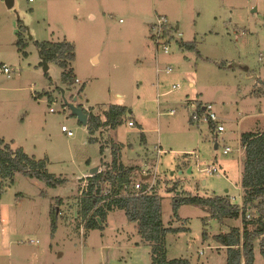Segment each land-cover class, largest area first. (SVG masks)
Wrapping results in <instances>:
<instances>
[{
  "label": "rangeland",
  "instance_id": "374dc122",
  "mask_svg": "<svg viewBox=\"0 0 264 264\" xmlns=\"http://www.w3.org/2000/svg\"><path fill=\"white\" fill-rule=\"evenodd\" d=\"M156 16L171 27L168 54L151 38L146 19ZM13 20L22 28L13 32ZM46 41L74 45L75 89L61 84L55 63L43 71L36 45ZM179 43L195 49L181 50ZM2 65L12 70L10 78ZM80 86L75 104L102 124L110 105L126 109L115 129L89 133L71 116L60 87L72 102ZM196 100L213 104L224 132L215 136L207 123L190 120L186 104ZM248 132L264 133V0H13L11 8L0 0V137L45 159L48 173L67 181L57 188L21 174L11 185L0 181V264H104L105 256L106 264H150L151 246L123 211L108 213L102 229L89 231L77 217L83 176L105 169L112 144L120 146L124 165L146 170L155 182L162 221L175 229L165 236L166 257L226 264V248L216 236L245 224L239 136ZM224 147L231 152L223 155ZM209 165L219 170L210 177L200 172ZM133 178L141 181L139 172ZM186 196L199 201L181 204L174 216L173 200ZM215 197L238 209L216 210L210 203ZM249 214L251 221L255 215ZM253 254V264H264L258 240Z\"/></svg>",
  "mask_w": 264,
  "mask_h": 264
},
{
  "label": "trees",
  "instance_id": "16d2710c",
  "mask_svg": "<svg viewBox=\"0 0 264 264\" xmlns=\"http://www.w3.org/2000/svg\"><path fill=\"white\" fill-rule=\"evenodd\" d=\"M16 24L17 28H22L19 20ZM15 37V44L20 51V33L17 32ZM36 46L41 60L47 64L53 62L62 70L61 84L69 90L75 89L74 80L76 78L71 68V62L74 59V45L66 41H46L37 43ZM179 48L194 50L195 46L179 43ZM82 90L83 86L77 88L75 93L70 95L71 98H78ZM77 106L82 108L81 105ZM84 112L87 114L86 128L89 133H93L101 126L115 129L122 116L126 114V109L119 105H110L105 111L106 119L103 124L91 112L85 110ZM209 129L213 131L214 128L209 126ZM239 144L244 156L240 182L242 193L240 211L245 224L241 230L232 228L226 234L217 235L216 239L221 246L226 248V264H253V248L257 240L264 259V133H243L240 135ZM110 148V163L105 166V169L85 178L87 188L80 194L77 201V217L83 222L84 229L88 231L102 229L107 214L120 210L124 212L129 222L136 225V232L141 241L151 246L150 264H189L186 259L170 260L166 257L165 236L169 232H174L175 229L166 227L162 221V198L156 192L155 187L149 189L147 181L139 180L140 188L135 190L136 181L133 175L140 169L127 168L122 165L119 160L121 149L119 145L112 144ZM99 151L102 153L103 149L100 148ZM46 166L45 159L28 156L21 148L12 149L9 143L0 138V181L11 185L15 175L21 174L37 179L49 188L64 186L66 179L48 173ZM198 201L199 198L196 196L176 197L173 200V215L177 216V210L181 204H197ZM210 203L220 212L226 209L230 211L238 209L237 206L230 205L226 198L215 197L210 199ZM55 209L51 207L49 211L52 229L55 228L57 219ZM249 212L255 215L251 221L246 220ZM248 223L252 226L251 229H248Z\"/></svg>",
  "mask_w": 264,
  "mask_h": 264
},
{
  "label": "built area",
  "instance_id": "2783aa9c",
  "mask_svg": "<svg viewBox=\"0 0 264 264\" xmlns=\"http://www.w3.org/2000/svg\"><path fill=\"white\" fill-rule=\"evenodd\" d=\"M150 24L152 26L151 38L155 40L156 46L160 47L164 54H168L169 50H168L166 42H167V39H169L170 37L169 34H170L171 27L169 26V22L167 18L165 16H156L154 19L150 21ZM1 70H2V73L7 78L11 77L12 70L10 68H8L5 65H2ZM171 72H172L171 68L169 67L166 68L165 70L166 74H170ZM74 82L75 84H80V80H78L77 78L74 80ZM178 88H179V84L172 85L173 90H176ZM186 105H187L186 107L190 106L192 109L191 114H190V120L192 122L200 121L203 123H207L209 126H212L214 128L213 130H215V136H217V134L224 132V127L223 125L219 123L218 116L215 113L214 106L212 104L199 105L197 103H187ZM84 110L88 112L87 109H84ZM49 111L53 112L51 108L49 109ZM173 112L174 111L171 110L170 114H172ZM127 126L132 128L134 127V123L132 121H129L127 123ZM61 131L65 133L67 137L73 136V133L70 130H68L65 126H61ZM229 152H231L229 147L223 148V151H222L223 155H226ZM218 171H219L218 168L213 165H209L206 168L200 170V172H202L204 175L209 176V177L213 176ZM140 175L141 177H143L147 175V173L146 171H142L140 172ZM86 188H87V183L85 182V185L81 189L80 194L84 192ZM134 188L135 190H138L140 188V184L135 183ZM246 219L249 220L250 215H246ZM29 243H32V241H29Z\"/></svg>",
  "mask_w": 264,
  "mask_h": 264
},
{
  "label": "water",
  "instance_id": "95a60500",
  "mask_svg": "<svg viewBox=\"0 0 264 264\" xmlns=\"http://www.w3.org/2000/svg\"><path fill=\"white\" fill-rule=\"evenodd\" d=\"M4 2H5V5H6L7 8H11L13 6V0H4ZM41 62H42V65H43V71L47 72V70H48V66L47 65L48 64L44 60H41ZM60 94H61V98H62V100L64 102V105L69 110L71 116L75 117L78 123H80L83 126H86L87 125V114L84 112V110L82 108L78 107L75 104L77 98L74 97L72 102H68L65 99L64 91L62 89H60ZM217 148H218V145H217V142L215 141L214 142V149L216 150ZM242 160H244V156L242 157ZM97 172H98L97 168L92 169L90 171V176L94 175ZM189 172H190V170H189ZM147 179H148L147 176L141 178V180H143V181H145ZM104 264H106V256H105V263Z\"/></svg>",
  "mask_w": 264,
  "mask_h": 264
},
{
  "label": "crops",
  "instance_id": "0c3cea01",
  "mask_svg": "<svg viewBox=\"0 0 264 264\" xmlns=\"http://www.w3.org/2000/svg\"><path fill=\"white\" fill-rule=\"evenodd\" d=\"M91 18L93 17V16H90ZM152 19L151 18H147L146 19V21L147 22H149L150 23V21H151ZM12 27H13V32L16 30V28H17V24H15V21L13 20L12 21ZM179 28V26H176L175 27V29L177 30ZM243 33V32H242ZM16 34V33H15ZM93 62H97V60H96V58H93ZM73 70V69H72ZM74 76H75V74H74ZM75 78H76V76H75ZM190 86H193L192 84H190ZM78 99V98H77ZM76 99V100H77ZM73 100V99H72ZM197 104H199V105H204V104H206V102H202V101H199V100H196L195 101ZM208 104V103H207ZM211 104V103H210ZM76 105H81V104H76ZM213 105V104H212ZM82 106V105H81ZM120 106V105H119ZM218 115V114H217ZM218 118H220V124L222 125L223 123H222V121H223V117H222V115H220V117H219V115H218ZM222 120V121H221ZM131 121L134 123V125H136V121L133 119H131ZM129 122V121H128ZM210 130V129H209ZM1 138V137H0ZM3 139V138H2ZM143 139H144V136H143ZM4 140V139H3ZM239 140H240V136H239ZM5 141V140H4ZM6 142V141H5ZM8 143V142H7ZM11 146V145H10ZM239 146H240V144H239ZM11 148L12 149H15V148H13L12 146H11ZM111 152V151H110ZM240 156H241V164H242V157H243V152H241L240 153ZM119 160H120V162H121V156H119ZM111 161V160H110ZM110 161H109V163H110ZM104 162H108V161H104ZM108 163V164H109ZM122 163V162H121ZM183 163H184V167L185 168H187V167H189V164H190V162L188 161V160H186V159H184V161H183ZM122 165L124 166V167H127V168H129V167H134V168H138L137 166H126V165H124L123 163H122ZM140 169V168H139ZM189 170H191V167H189V169H188V171ZM142 171H146V170H141L140 169V171H138L139 172V174H140V172H142ZM241 172H242V168H241ZM147 173V172H146ZM90 176V173L89 174H87V175H84L83 176V178H84V181H85V178H87V177H89ZM148 177V179L147 180H145V181H147V183H148V185L150 186V187H152V184H154L155 185V182H153V181H150V174L149 173H147V175H145V176H143V177ZM143 177H141V178H143ZM143 181V180H142ZM240 182H241V173H240V180H239V189H240V193H241V188H240ZM137 183V182H136ZM139 183V182H138ZM81 184V183H80ZM79 184V185H80ZM149 187V188H150ZM227 192V191H226ZM240 196H242V194L240 195ZM221 198V197H220ZM78 201V200H77ZM60 205V204H59ZM52 207V205L50 206V208ZM50 208H49V211H50ZM112 212V211H111ZM110 213V212H109ZM59 214V213H58ZM1 224V223H0ZM167 227V226H166ZM169 228H171V227H169ZM137 233V232H136ZM1 249H0V252H1V250L3 249V247H2V245H1V247H0Z\"/></svg>",
  "mask_w": 264,
  "mask_h": 264
}]
</instances>
